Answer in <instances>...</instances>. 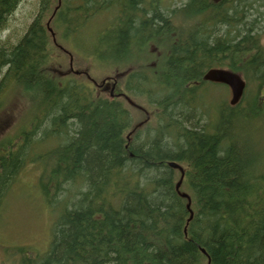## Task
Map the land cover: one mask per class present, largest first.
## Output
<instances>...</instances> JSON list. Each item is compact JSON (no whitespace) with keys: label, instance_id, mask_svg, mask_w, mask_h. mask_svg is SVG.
Masks as SVG:
<instances>
[{"label":"trees","instance_id":"trees-1","mask_svg":"<svg viewBox=\"0 0 264 264\" xmlns=\"http://www.w3.org/2000/svg\"><path fill=\"white\" fill-rule=\"evenodd\" d=\"M22 1L0 0V35ZM161 5L38 0L19 39L0 40V93L21 91L31 106L2 137L0 203L22 170L36 169L30 185L54 216L44 255L0 244L11 264H264V129L253 128L264 121V47L247 20L252 5ZM54 29L113 66L116 81L50 73ZM212 69L246 84L236 105L221 95L213 114L204 97L224 87L204 80Z\"/></svg>","mask_w":264,"mask_h":264},{"label":"rangeland","instance_id":"rangeland-1","mask_svg":"<svg viewBox=\"0 0 264 264\" xmlns=\"http://www.w3.org/2000/svg\"><path fill=\"white\" fill-rule=\"evenodd\" d=\"M184 1L185 0H172L166 3L164 0H161L162 11L178 7ZM249 2L252 5V9L248 10V15L250 17L248 16L247 20H255L253 26L254 32L261 30L260 39L264 47V14H262V12H264V7L259 8L261 2L257 0H249ZM37 8L38 0H23L15 12L8 18L6 30L1 33L0 40L8 41L10 44L15 43L31 22ZM255 9H258V11ZM111 19V16L108 15L106 22L102 23L101 27L98 28V31L101 28L106 27ZM54 33L55 36L52 38V48L50 49V59L56 60L55 64H59H56L53 67L50 64L48 66L50 73L59 77L60 75L58 72H60V77H70L75 74L74 70H76L78 74L82 71L86 72L92 80L96 81L97 84L106 77L116 81L117 70L114 69L113 66L110 64L101 65L93 58L85 57L87 56L85 54L82 56L72 47L73 45L69 41L68 43H64L63 40L59 39L60 31L55 30ZM89 33L90 30L87 29L86 36H84L86 39H89ZM234 34H236V30L233 32V35ZM58 44H60L63 49H61ZM86 49L89 50L90 47H86ZM84 53H87V51ZM83 77L84 78H81V80L84 79L83 81L85 83L88 82L86 83L87 85H93L85 74ZM223 87L225 88L226 86ZM9 88L5 89L3 93H0V102L6 98L11 99L2 106L4 107V112L0 116V119L3 118V120H1L3 122L0 123L1 146L5 142V139L2 137L4 135L11 137L14 133V129L19 131L22 127V124L20 125L21 121L24 120L25 116L31 111V106L22 96L21 91H19L18 95L14 97L13 95L10 97L6 96V92H8ZM224 88L218 91L215 88H211L209 93L204 97V103H208V109L211 114L214 113L213 104H217L219 100L221 101V95H226L222 100L226 103L229 102L231 98L230 93ZM227 92L228 94H226ZM139 103L144 105L141 101ZM261 104L264 105V100L261 101ZM136 111H132L133 118L138 121L142 117L138 114L139 111ZM135 123L136 122H134V124ZM253 123V128L258 127L264 129V121L260 125L257 124V122ZM244 136H246V134H244ZM256 142L264 152V140L261 143L260 141L259 143L258 141ZM48 146H50V142H48L44 148H47ZM259 164L263 167L264 161L259 162ZM35 175H37L36 169L26 168L22 170L16 179L17 182L10 186L0 203V244L10 248L25 246L29 247V251L31 252L37 251L40 255H44L48 250L51 241V226L54 216H52L46 209L44 201L37 188V183L30 185L32 178ZM3 245H0V264H11V261L5 259L6 255L5 253L3 254Z\"/></svg>","mask_w":264,"mask_h":264},{"label":"water","instance_id":"water-1","mask_svg":"<svg viewBox=\"0 0 264 264\" xmlns=\"http://www.w3.org/2000/svg\"><path fill=\"white\" fill-rule=\"evenodd\" d=\"M49 31L53 37L52 31L51 30ZM203 78L205 81L208 82L227 85L231 89V93H232V99L230 101L231 105L235 104L243 93L244 90L243 82L240 80V78L237 75L233 74L232 72L226 70H220V69H212L209 70L207 73H205ZM169 166L172 168H178V166L173 163H170Z\"/></svg>","mask_w":264,"mask_h":264},{"label":"bare ground","instance_id":"bare-ground-1","mask_svg":"<svg viewBox=\"0 0 264 264\" xmlns=\"http://www.w3.org/2000/svg\"><path fill=\"white\" fill-rule=\"evenodd\" d=\"M208 72V71H207ZM206 72V73H207ZM230 72V71H229ZM233 74H235V73H233ZM235 75H237L239 78H240V80L243 82V84H244V89H246V84H245V81L242 79V77L240 76V75H238V74H235ZM221 85H223V86H227V85H225V84H221ZM178 186H179V183H178V185H177V188H178Z\"/></svg>","mask_w":264,"mask_h":264},{"label":"flooded vegetation","instance_id":"flooded-vegetation-1","mask_svg":"<svg viewBox=\"0 0 264 264\" xmlns=\"http://www.w3.org/2000/svg\"><path fill=\"white\" fill-rule=\"evenodd\" d=\"M103 85V84H102ZM111 88V87H110Z\"/></svg>","mask_w":264,"mask_h":264}]
</instances>
